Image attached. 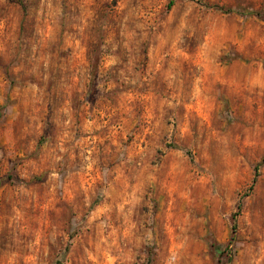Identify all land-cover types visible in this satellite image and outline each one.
Masks as SVG:
<instances>
[{"label": "rangeland", "instance_id": "1", "mask_svg": "<svg viewBox=\"0 0 264 264\" xmlns=\"http://www.w3.org/2000/svg\"><path fill=\"white\" fill-rule=\"evenodd\" d=\"M263 158L264 0H0V264H264Z\"/></svg>", "mask_w": 264, "mask_h": 264}, {"label": "trees", "instance_id": "2", "mask_svg": "<svg viewBox=\"0 0 264 264\" xmlns=\"http://www.w3.org/2000/svg\"><path fill=\"white\" fill-rule=\"evenodd\" d=\"M171 1H173V0H171ZM263 161H264V158H263L260 162H258V164L255 166V170H257L258 166H259L260 163L263 162ZM252 182H254V179L252 180Z\"/></svg>", "mask_w": 264, "mask_h": 264}]
</instances>
